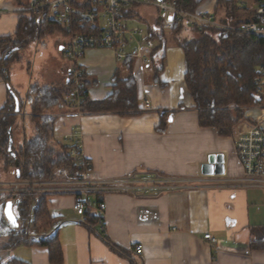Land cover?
<instances>
[{"label": "crops", "instance_id": "1", "mask_svg": "<svg viewBox=\"0 0 264 264\" xmlns=\"http://www.w3.org/2000/svg\"><path fill=\"white\" fill-rule=\"evenodd\" d=\"M215 6L216 0H202L195 13L220 17L224 10L217 14ZM17 9L11 0H0V58L10 46L2 41L12 37L17 29ZM157 17L161 21L162 14L154 9L133 7L125 13L126 26L134 28L128 25L140 23L148 37L155 29ZM185 29L192 30L184 26L176 34L162 29L165 32L164 66L158 81L165 84L163 88L154 82L156 69L151 64V55L159 41L149 38L152 46L143 50L147 58L145 63L133 56V45L129 46L128 57L135 61L133 76L137 85L138 112L77 114L66 106L51 111L56 119L53 124L55 141L70 150L79 141L81 156L92 167V178L113 179L137 170H149L184 179L192 187L158 198L135 199L119 194L97 196L96 199L105 205V214L103 226L98 223L93 232L82 225L83 215L73 209L72 196L47 197V208L58 220L51 233L57 230L63 264H264V249L250 247L264 229V189L241 182L243 172L234 152L237 132L252 125L253 119L247 117V112L249 122L235 129L233 137H219L215 130L199 126L197 111L192 108L182 80L176 79V84L174 77L165 76L167 71H173L175 64L184 61L175 42L195 39ZM59 36L65 38L58 43L61 52L66 37ZM168 43L171 45L169 54ZM124 60L118 61L109 49L85 52L79 66L87 78L96 83L87 90L90 101L108 98L114 76H127ZM14 66L9 68L7 80L0 79V113L7 106L10 93L17 101H24L20 96L35 84L31 77L22 74V65ZM67 70L68 67L61 78L55 77L53 85L36 84L57 87L67 82ZM145 101L149 102L148 109L143 108ZM164 114L165 126L161 131L159 125ZM18 117L16 126L22 132ZM210 155L223 157V175H201L200 167ZM20 226L21 223L17 228ZM205 234L211 235L216 244L209 245L204 240ZM104 239L123 250L124 256L112 252ZM5 241L4 237L0 238L1 264L12 258L29 264H50L46 248L17 246L3 250ZM137 246H141L139 254L134 251Z\"/></svg>", "mask_w": 264, "mask_h": 264}, {"label": "trees", "instance_id": "2", "mask_svg": "<svg viewBox=\"0 0 264 264\" xmlns=\"http://www.w3.org/2000/svg\"><path fill=\"white\" fill-rule=\"evenodd\" d=\"M11 1L17 8L30 7V0ZM175 1L190 12H195L202 2V0ZM154 10L159 13L158 10ZM220 10L224 12L216 19L221 24L238 26L243 22H253L264 25L263 17L244 12L237 7L234 0H216L215 13ZM17 15L18 24L14 35L2 41L3 44L10 45L0 58V79L4 80H7L8 70L13 61L19 59L14 56L26 46L31 43H42L54 35H65L64 30L48 18L46 10L36 16ZM160 26V17H157L155 29L149 32L148 39H157L160 43L151 55V64L156 69L154 82L163 88L165 84L159 83L158 74L164 66L165 32ZM183 27L175 24L172 32L178 34ZM193 31L197 36L194 40L178 41L185 62L184 89L192 102V108L197 111L201 128H211L219 137H233L237 124L242 121L249 122L244 109L262 104V100L255 95L253 79L256 69L264 68V38L229 31ZM8 52L10 53L5 58ZM134 62L132 57H127L123 61V69L127 76L124 78L118 74L114 76L112 93L103 101L89 100L87 90L96 83L91 82L83 71L80 80L83 101L78 110L89 114L138 112L137 85L133 76ZM70 90L71 85L67 81L57 87L32 84L24 101H17L18 99L10 93L9 102L0 113V159L5 162V170L11 169L12 180L26 183L50 181L56 168L64 167L70 171L82 168L70 156V148L59 145L53 137V124L56 119L51 115V111L64 108L63 95ZM24 103L30 105L28 120L32 136L27 139L25 129L21 128L22 135L25 136H22L21 146L15 147L13 131L17 115L21 113ZM161 117L159 129L162 131L166 115ZM9 138L12 139L11 152L15 154V158L11 157L7 150ZM4 197L5 194L0 193V238L6 239L3 250H11L17 246L46 248L50 264H63L57 230L51 233L58 225V220L47 208L48 196L20 194L14 198L13 210L21 222V227L17 229L10 228L3 216L6 202ZM98 223L96 215L87 209L83 214L82 225L89 232H93ZM103 241L112 252L124 256L123 250L107 239ZM250 247L264 249V229L260 237L251 242ZM6 264L29 263L12 258Z\"/></svg>", "mask_w": 264, "mask_h": 264}, {"label": "built area", "instance_id": "3", "mask_svg": "<svg viewBox=\"0 0 264 264\" xmlns=\"http://www.w3.org/2000/svg\"><path fill=\"white\" fill-rule=\"evenodd\" d=\"M237 7L264 18V0H234ZM133 7H152L162 14L161 28L173 29L175 24L186 26L197 31H229L244 35L264 38V25L243 22L238 26L221 24L216 18L190 12L175 0H30L29 8H18L17 14L38 15L48 13L65 32L66 41L62 45V56L69 62L68 79L71 90L63 95V104L76 109L75 113L83 114L80 108L83 96L81 76L83 70L79 62L90 49H109L118 61L128 57L129 46L133 45V56L145 63L143 50L152 44L145 29L128 28L125 13ZM255 95L262 100L261 105L249 110L247 117L253 124L237 132L234 138V152L243 172L244 185L264 189V68L258 67L253 79ZM144 109L149 108L145 101ZM253 112L255 114H251ZM81 145L76 141L69 151L70 156L78 162L81 169L70 171L67 168H56L53 179L44 182H12L0 193L5 194V201L13 205L14 198L20 194L65 196L74 198L73 209L83 215L91 210L103 226L105 205L97 196L108 194L127 195L135 199L158 198L172 192L189 190V181L168 177L156 171L137 170L120 178H92V167L81 156ZM5 202V203H6ZM19 223V222H18ZM21 227V226H20ZM209 245L216 240L209 234L204 235ZM136 254L141 246L134 248Z\"/></svg>", "mask_w": 264, "mask_h": 264}, {"label": "rangeland", "instance_id": "4", "mask_svg": "<svg viewBox=\"0 0 264 264\" xmlns=\"http://www.w3.org/2000/svg\"><path fill=\"white\" fill-rule=\"evenodd\" d=\"M139 8V7H138ZM152 8V7H149ZM135 9V8H134ZM140 23H134L132 25H128V26H135L137 28H143V25H139ZM185 31L188 34H192V36H190L191 38H196V34L189 29H185ZM186 37V36H185ZM179 38H181L182 40H185L183 37L179 36ZM178 38V39H179ZM187 38V37H186ZM65 38L59 36V35H54L52 37H49L48 39L44 40L42 43H31L28 46H26L23 50H21L20 52H18L19 54H16V56L19 58L21 61L16 63V61L14 64L12 63L10 66V69L12 67H15L14 65L18 64V65H22L23 68H21L22 70V74L25 73L28 78L31 77L33 80V83H37V82H42L44 84H49V85H53L54 83H52L56 78H61L63 76V74L65 73V68L68 67L69 62L66 61V59L63 58L62 53L59 51V42L62 40H64ZM188 39H190L188 37ZM176 44H174L176 46V49L178 52L182 53L181 49L178 46V42H175ZM171 45L168 43V49H167V54H169V50ZM18 55V56H17ZM18 59V60H19ZM44 61L47 62L46 66L44 65ZM176 67L173 68V71L171 72L170 70L167 71V73H165V76H168V74L170 75V77H174V81L177 84V80H182L183 82V73L185 72V62L181 61L180 64H175ZM60 68V69H59ZM170 68V67H169ZM21 70L18 68V71L21 72ZM41 74V75H40ZM41 79V81H39ZM150 77H148V81ZM177 79V80H176ZM28 90V89H27ZM26 93H23V96H20V98H23L25 100L26 98ZM18 105V102H17ZM249 110H254L253 107H247L244 109L245 114L249 111ZM30 112V105L29 103H24L21 113L19 114L18 117V124L21 128H24L27 134V139H30L32 136V131L29 125V120H28V114ZM246 117V115H245ZM245 122L247 121H242L241 123L237 124L235 126V129L243 126V124H245ZM17 125V124H16ZM22 132H19V128H17V126H15L14 131H13V143L15 147H19L21 146L22 142H23V138H22ZM5 167V162L4 160L0 159V189H5L6 185L12 182H16L14 180H12V177L10 175V171L11 169L8 168V171L4 169ZM5 198V197H4ZM20 221H19V225H20Z\"/></svg>", "mask_w": 264, "mask_h": 264}, {"label": "water", "instance_id": "5", "mask_svg": "<svg viewBox=\"0 0 264 264\" xmlns=\"http://www.w3.org/2000/svg\"><path fill=\"white\" fill-rule=\"evenodd\" d=\"M8 52L5 55V58L9 55ZM16 112H18V107H16ZM10 130H8V133ZM12 147V139L8 140V152H10L11 157L15 158V154L11 152ZM17 165V162H16ZM200 173L202 176H220L224 174V165H223V157L221 155H210L205 164H202L200 167ZM3 215L7 223L12 229H16L18 224V219L13 211V205L10 201L6 202L3 209Z\"/></svg>", "mask_w": 264, "mask_h": 264}]
</instances>
